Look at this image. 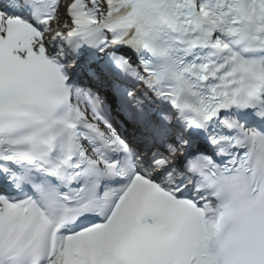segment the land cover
Returning <instances> with one entry per match:
<instances>
[{
    "label": "snow or ice",
    "instance_id": "snow-or-ice-1",
    "mask_svg": "<svg viewBox=\"0 0 264 264\" xmlns=\"http://www.w3.org/2000/svg\"><path fill=\"white\" fill-rule=\"evenodd\" d=\"M0 264H264V0H0Z\"/></svg>",
    "mask_w": 264,
    "mask_h": 264
}]
</instances>
